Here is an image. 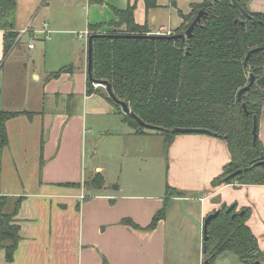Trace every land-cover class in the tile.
<instances>
[{
    "label": "crops",
    "instance_id": "obj_1",
    "mask_svg": "<svg viewBox=\"0 0 264 264\" xmlns=\"http://www.w3.org/2000/svg\"><path fill=\"white\" fill-rule=\"evenodd\" d=\"M156 1L150 9L145 0L72 4L86 11L88 29L118 21L115 9L135 4V21L147 23L151 33L174 32L183 21L180 12L189 13L202 0ZM247 6L264 12V0H248ZM2 54L0 29V64ZM69 65L71 71L52 75ZM87 66L88 57L81 66H34L32 80L24 79L27 88L0 85V110L31 112L7 121L9 143L0 144V194L23 197L15 215L21 240L12 261L0 249V264H204V220L225 203L250 208L247 223L264 253V184H212L231 159L227 142L207 133H180L166 146L158 132H136L101 92H87ZM18 99L32 105L19 107ZM258 137L264 146V108ZM96 173L105 184L87 186ZM168 185L183 195L171 197L165 218L147 229Z\"/></svg>",
    "mask_w": 264,
    "mask_h": 264
},
{
    "label": "trees",
    "instance_id": "obj_2",
    "mask_svg": "<svg viewBox=\"0 0 264 264\" xmlns=\"http://www.w3.org/2000/svg\"><path fill=\"white\" fill-rule=\"evenodd\" d=\"M237 1L250 17L245 16L233 0L193 2L189 13L180 12L183 21L173 33L185 32L200 9L208 12L191 38L120 36L149 32L147 23L135 21V4L122 10L115 9L118 21H112L108 26L103 23L89 25V37L95 36L92 40V72L91 75L87 73V92H101L114 103L122 121L136 132L160 131L166 146L180 134L177 127H199L215 132L227 142L231 159L212 180L213 186L264 184V165L257 164L264 146L259 137L256 145L253 143V128L256 123L258 132L264 108V12L249 10L248 0ZM145 2L147 9L157 6L156 0ZM16 6L17 0H0L4 58L20 40V31L15 29ZM254 48L259 49L247 58ZM72 69L71 65L63 66L52 75L59 76ZM251 73L255 75V81L238 100V92L249 83ZM94 81L109 85L118 100L126 102L137 116L153 127H145L132 114L125 113L108 88H95ZM244 103L249 113L245 112ZM21 114L31 112L0 110L1 147L9 143L7 121ZM237 170L242 171L234 174ZM86 184L102 187L105 180L101 173H96ZM181 195L183 192L168 185L164 205L146 228L154 229L165 218L171 197ZM12 199L0 194V249H4L7 261L14 260L21 240L15 215L23 197H17L13 207ZM231 205L233 209L227 212ZM220 209L221 212L208 224V249L203 251L204 261L211 264L222 253L232 251L240 264L264 262L258 238L247 223L250 208L238 209L237 203H225ZM126 221L138 227L131 219ZM104 264L109 263L105 261Z\"/></svg>",
    "mask_w": 264,
    "mask_h": 264
},
{
    "label": "rangeland",
    "instance_id": "obj_3",
    "mask_svg": "<svg viewBox=\"0 0 264 264\" xmlns=\"http://www.w3.org/2000/svg\"><path fill=\"white\" fill-rule=\"evenodd\" d=\"M74 2L75 0H17L15 26L20 31V40L18 39L17 45L5 58L2 54L0 85L7 88L15 85L24 89L27 88L24 79L26 78L27 82L32 80L29 74L31 67L37 66L39 70L51 64H57V67L64 63H74L81 66L83 61L85 62L87 58V38L86 36L81 38L78 35L79 32H83L88 28L87 13L82 8L77 9L72 4ZM45 22L50 30L47 36L40 32L44 28L43 24ZM24 28L30 30L34 28L39 32L35 33L34 38H29L28 33H22ZM54 28L60 29L63 33L56 35L53 32L55 31ZM30 42H33L37 48H30L28 46ZM22 68L23 75L20 74ZM32 78L34 79V77ZM98 88L105 89L102 86ZM24 101L25 99H18L15 103L23 108L26 107L24 105L29 107L32 105L31 102L25 104ZM155 134H158L160 139L163 138L160 131ZM85 167L87 172L91 168L89 156H87ZM162 175L160 177L161 182L164 180V174ZM141 178L144 182H151L147 174H143ZM14 200L11 201V207H13ZM211 264H240V259L232 251H226Z\"/></svg>",
    "mask_w": 264,
    "mask_h": 264
},
{
    "label": "water",
    "instance_id": "obj_4",
    "mask_svg": "<svg viewBox=\"0 0 264 264\" xmlns=\"http://www.w3.org/2000/svg\"><path fill=\"white\" fill-rule=\"evenodd\" d=\"M234 4L237 5L242 13L247 16L250 17V15L245 11V9H243V7L240 5V3L237 0H233ZM208 12L205 9H200L199 12L196 14L195 18L193 19V21L189 24L188 28L185 30V32H181V33H173L171 32V34H155L154 32L151 33H147V34H120V36H125V37H133V38H140V37H147V38H170V39H179V38H191L193 36L194 30L196 28V26L207 17ZM94 34L91 35L89 37L88 40V66H87V73L89 75H91L92 72V51H93V47H92V40L94 38ZM259 48H254L252 50L249 51L247 58L256 50H258ZM255 81V75L253 73H251L250 75V80L249 83L244 86L243 88H241L238 92V100L242 99V94L251 87V85L254 83ZM98 83H105L103 81H96ZM110 94L113 96V98L115 100H117L120 105L122 106V110L125 113H130L132 114L137 120L138 122L148 128H152L153 125L146 123L145 121H143L139 116H137L129 107V105L124 102V101H120L118 100L112 93L111 91V87L108 85L107 86ZM244 106V110L246 113H249L246 104H243ZM176 130L180 133H207L210 135H214L216 136L217 134L215 132H213L210 129H206V128H199V127H177ZM258 139V132H257V125L255 123L254 128H253V143L254 145H256ZM257 164H263L264 165V153L262 152L261 156L259 157V160L257 161ZM242 170H237L234 174H237L239 172H241ZM233 209V205L229 206L226 211L229 212ZM221 212V209H216L213 212L209 213L207 215V217L204 220V225H203V235H204V239H203V251H207L208 246H207V239H208V235H207V231H208V224L210 223V221L212 219H214L219 213ZM236 213L233 214V216H235ZM204 264H208V260L204 261ZM256 264H264V262L262 261H257Z\"/></svg>",
    "mask_w": 264,
    "mask_h": 264
},
{
    "label": "built area",
    "instance_id": "obj_5",
    "mask_svg": "<svg viewBox=\"0 0 264 264\" xmlns=\"http://www.w3.org/2000/svg\"><path fill=\"white\" fill-rule=\"evenodd\" d=\"M22 31H23L22 33H24V34L25 33H28L29 34V38H34L35 33L39 32V31H36V30L34 32L32 29L30 30V29H27V28H24ZM162 31L163 30H158V31H156L154 33L155 34H171V32H162ZM40 32L41 33H44L46 36L49 34V29H47V24H44V28ZM89 35H90V29L87 28L85 31L79 32V35L78 36L81 37V38H84L86 36L87 43H88ZM18 39H20V35H19V38ZM28 46L30 48H35V44L33 42H30L28 44ZM93 86L95 88H98V87L102 86L105 89H107V84L106 83H98V82L94 81L93 82ZM82 197L84 198L85 196L83 195Z\"/></svg>",
    "mask_w": 264,
    "mask_h": 264
}]
</instances>
